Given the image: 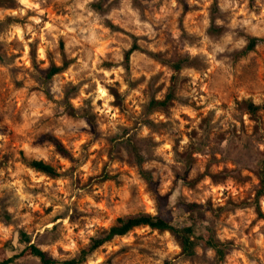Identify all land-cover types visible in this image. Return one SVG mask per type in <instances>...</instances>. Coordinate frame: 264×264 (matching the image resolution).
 Here are the masks:
<instances>
[{
  "label": "rangeland",
  "instance_id": "374dc122",
  "mask_svg": "<svg viewBox=\"0 0 264 264\" xmlns=\"http://www.w3.org/2000/svg\"><path fill=\"white\" fill-rule=\"evenodd\" d=\"M93 1L0 5V50L12 58L10 67L0 65V210L10 215L7 225L0 222V249L18 254L23 231L52 257L67 259L119 217L155 215L126 149L134 136L176 226L202 213L203 223L235 246L226 264H264V197L254 203L264 160V0H219L217 35L208 32L213 0H119L104 15L91 8ZM185 4L191 37L180 31ZM105 20L124 32L110 31ZM253 39L256 46L243 54ZM134 41L141 49L132 55L130 86L120 63ZM151 54H190L206 67L175 73ZM64 64L46 83L45 71ZM176 75L179 100L143 114L151 97L165 99ZM68 85L78 92L64 105ZM242 101L261 106L258 121ZM44 134L57 137L74 159L39 141ZM196 149L184 169L183 155ZM26 160H42L61 176L38 172ZM195 231L199 237L204 227ZM199 244L198 255L182 261L170 232L140 227L87 264H214V253Z\"/></svg>",
  "mask_w": 264,
  "mask_h": 264
},
{
  "label": "trees",
  "instance_id": "16d2710c",
  "mask_svg": "<svg viewBox=\"0 0 264 264\" xmlns=\"http://www.w3.org/2000/svg\"><path fill=\"white\" fill-rule=\"evenodd\" d=\"M10 3L14 0H5ZM119 0H95L91 4V8L104 15L108 7H113ZM135 1V0H134ZM179 1V0H178ZM180 2V1H179ZM181 4V3H180ZM0 5H4L3 0H0ZM186 4L183 8V12L179 17L180 31L183 37H191L190 34L185 30L183 25V20L187 10H190ZM220 12L219 0H213L209 11L210 24L208 32L210 35H217L221 32L217 28V20L221 19L222 15ZM105 26L114 33L124 32L122 28L118 25L113 24L109 20L104 21ZM257 39H253L248 48L242 53L247 51H252L256 46ZM193 45V42H192ZM140 46L134 41L133 45L127 49L123 54V60L120 63L123 67L126 79L130 86L133 83L130 81L131 76V59L135 52L140 51ZM152 57L158 59L162 64L168 66L175 73L181 72L186 68L204 69L206 67V62L198 57L191 56L190 54H184L176 56L172 59H162L158 55L151 54ZM12 63V58L8 57L0 50V65L10 67ZM55 66L52 65L45 71L44 80L46 83L53 80L55 76L61 73L67 66ZM178 76L173 77V84L169 89L168 94L164 100H157L151 97L143 106V114L146 116H151L155 112L165 111L170 103L179 100L177 97V87H178ZM78 92V87L76 86H66L64 88V97L60 100L62 104L67 105L71 99H73ZM239 106L244 107L248 114L256 121H258V113L262 109L250 101H242ZM73 109V108H71ZM85 111V107L83 108ZM74 111V110H72ZM71 113V112H69ZM75 115V112H73ZM88 112L86 111L85 114ZM213 115V114H211ZM210 115V116H211ZM210 126L211 121L207 119ZM1 124V119H0ZM46 143H50L56 150V152L63 158L73 160V156L70 150L55 136L51 134H44L41 140ZM126 149L128 154L133 158L139 178L144 182L147 192L153 197L156 206L157 213L155 215L147 213H129L119 217L116 222L108 227L101 229L93 235L89 242L84 245L78 252H76L72 257L67 259H56L49 255L47 252L43 251L41 247L32 242L31 236L26 232L20 233L21 242L24 244L23 249L16 255L10 257L5 248L0 249V264H14L15 262L22 260L28 261L31 259H38L42 264H87L90 260L94 259L97 252L106 246L107 244L113 242L117 238H123L129 235L134 229L140 227H149L154 230L170 232L181 248L180 258L182 261L192 260L198 255L200 242L204 246L210 249L213 253V263L214 264H226L229 256L235 250V246L229 242L222 240L216 231V229L209 224L203 223L205 217L204 214L197 212L198 216L191 219V223L184 224L182 226H176L174 224V219L172 213L167 208L163 197L159 192V184L156 181L154 175L147 169H145V158L141 151V147L136 141L134 136H130L126 141ZM195 153H200V150H194L190 154L183 155L182 166L184 169L189 170L192 165V155ZM27 164L34 170L41 172L49 177L58 178L61 175L58 173L57 169L52 165L42 161V160H26ZM260 185L256 193L255 205L257 206L260 199L264 197V160L262 161V166L259 174ZM243 206H234L235 209H241ZM223 211V210H221ZM201 217V218H200ZM10 215L9 213L1 209L0 210V222L7 225L9 223ZM199 225L204 227L202 234L197 237L195 226ZM174 263V262H173ZM172 262H167L166 264H173Z\"/></svg>",
  "mask_w": 264,
  "mask_h": 264
}]
</instances>
